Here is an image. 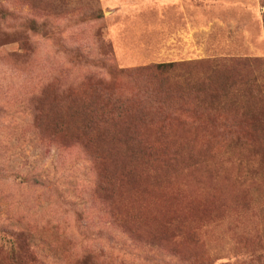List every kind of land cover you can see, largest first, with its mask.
I'll use <instances>...</instances> for the list:
<instances>
[{
	"label": "rangeland",
	"instance_id": "rangeland-1",
	"mask_svg": "<svg viewBox=\"0 0 264 264\" xmlns=\"http://www.w3.org/2000/svg\"><path fill=\"white\" fill-rule=\"evenodd\" d=\"M0 7V264H264V0Z\"/></svg>",
	"mask_w": 264,
	"mask_h": 264
},
{
	"label": "trees",
	"instance_id": "trees-1",
	"mask_svg": "<svg viewBox=\"0 0 264 264\" xmlns=\"http://www.w3.org/2000/svg\"><path fill=\"white\" fill-rule=\"evenodd\" d=\"M0 13L4 15V12H3V10H2L1 7H0ZM170 65H171V64H167V65H166V64H161V65H158L157 68H159V69H164V68H168V67H170Z\"/></svg>",
	"mask_w": 264,
	"mask_h": 264
}]
</instances>
